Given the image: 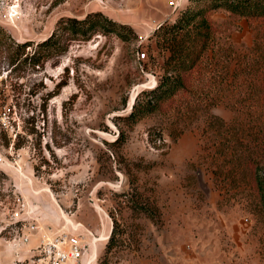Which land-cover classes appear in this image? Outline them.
Wrapping results in <instances>:
<instances>
[{"label": "rangeland", "instance_id": "rangeland-1", "mask_svg": "<svg viewBox=\"0 0 264 264\" xmlns=\"http://www.w3.org/2000/svg\"><path fill=\"white\" fill-rule=\"evenodd\" d=\"M178 3L0 0V264L27 263L29 223L81 237L87 255L65 264H264V19L209 11L184 87L124 118L162 73L169 51L148 36ZM94 12L137 39L58 27ZM55 28L59 55L21 60Z\"/></svg>", "mask_w": 264, "mask_h": 264}, {"label": "trees", "instance_id": "trees-1", "mask_svg": "<svg viewBox=\"0 0 264 264\" xmlns=\"http://www.w3.org/2000/svg\"><path fill=\"white\" fill-rule=\"evenodd\" d=\"M224 9L234 15L247 18L264 19V0H188V4L182 11L169 23L167 20L156 27L148 36L155 38L156 44L169 51L165 58L162 73L157 78L155 85L144 94L148 95L144 101H139L138 95L132 102L129 112L124 116L126 120L133 123L138 118L150 114L157 110L163 102L172 97L184 87L183 74H185L199 59L202 52L208 47L211 39V24L207 14L211 10ZM94 18L93 23H89ZM70 22L77 24L73 30L78 32L81 37H88V31L96 30L100 25H105L109 31L118 32L119 29L126 30L127 33L133 34L137 39V34L126 24L118 23L103 16L100 12L86 14L80 20L71 18H60L58 23ZM99 25V26H98ZM75 26V27H74ZM56 28L38 45L43 46L45 54H33L23 56L22 61L29 60L32 64H37L40 59L46 60L50 56H57L63 48L59 45ZM5 32L0 28V42L4 40ZM28 45L27 41L15 43L11 61L17 60L20 53ZM34 58V59H33ZM63 84H59L58 87ZM259 183H264L262 177H258ZM112 230L109 233L108 240L105 244L107 250L111 243Z\"/></svg>", "mask_w": 264, "mask_h": 264}, {"label": "built area", "instance_id": "built-area-1", "mask_svg": "<svg viewBox=\"0 0 264 264\" xmlns=\"http://www.w3.org/2000/svg\"><path fill=\"white\" fill-rule=\"evenodd\" d=\"M179 0H170L173 8L179 5ZM140 52L138 57L143 58ZM2 162V155H0ZM37 236V244L27 263L23 264H65L66 262H80L86 255L87 249L81 237L67 232H50L29 223L26 232L20 237L21 242H27L31 236ZM22 264V262H21Z\"/></svg>", "mask_w": 264, "mask_h": 264}]
</instances>
